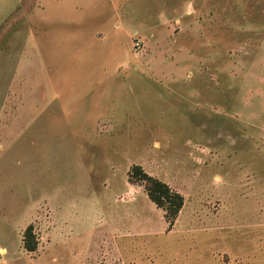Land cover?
<instances>
[{
  "label": "rangeland",
  "instance_id": "1",
  "mask_svg": "<svg viewBox=\"0 0 264 264\" xmlns=\"http://www.w3.org/2000/svg\"><path fill=\"white\" fill-rule=\"evenodd\" d=\"M0 264H264V0H0Z\"/></svg>",
  "mask_w": 264,
  "mask_h": 264
},
{
  "label": "trees",
  "instance_id": "2",
  "mask_svg": "<svg viewBox=\"0 0 264 264\" xmlns=\"http://www.w3.org/2000/svg\"><path fill=\"white\" fill-rule=\"evenodd\" d=\"M133 175L145 182L149 199L158 208L165 211V217L169 221V225L173 226L174 221L184 207V197L180 193L172 191L166 183L145 173L140 166L134 167ZM37 246L33 227L30 226L24 234V247L28 252L34 253Z\"/></svg>",
  "mask_w": 264,
  "mask_h": 264
},
{
  "label": "crops",
  "instance_id": "3",
  "mask_svg": "<svg viewBox=\"0 0 264 264\" xmlns=\"http://www.w3.org/2000/svg\"><path fill=\"white\" fill-rule=\"evenodd\" d=\"M163 22L169 23L167 19H162ZM143 27H141L140 29H142Z\"/></svg>",
  "mask_w": 264,
  "mask_h": 264
}]
</instances>
